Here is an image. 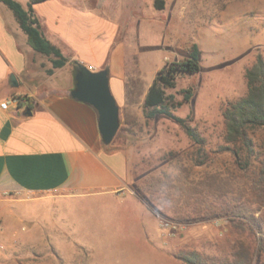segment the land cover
Returning <instances> with one entry per match:
<instances>
[{"label":"rangeland","instance_id":"1","mask_svg":"<svg viewBox=\"0 0 264 264\" xmlns=\"http://www.w3.org/2000/svg\"><path fill=\"white\" fill-rule=\"evenodd\" d=\"M15 1L25 6L24 0ZM121 9L128 24L127 47L138 56L128 58L119 128L107 148L126 153L134 193L125 192L121 201L109 196L13 203L20 194L0 192V264H185L165 257L194 249L230 256L241 244L252 251L253 264H264V251L257 252L252 238L232 231L223 218L182 221L165 203L171 188L138 190L141 183L167 181L179 171L194 182L239 176L231 155L218 149L224 145L222 110L247 93L245 70L257 54L264 58V0H162L161 8L154 0H132ZM193 44L200 51V70L179 77L166 93L180 101L182 91L191 89V99L173 113L204 139L199 166L191 159L198 147L181 126L164 115L148 119L142 106L157 70L166 61L187 57ZM39 58L46 72L49 59ZM48 84L62 89L71 78L62 70ZM111 90L116 97L113 85ZM255 137L264 138V132L257 130ZM205 199L215 204L224 200ZM255 216L264 219V208ZM160 220L175 224L166 235L169 245ZM30 229L38 240L29 237ZM256 231L264 235V227Z\"/></svg>","mask_w":264,"mask_h":264},{"label":"crops","instance_id":"2","mask_svg":"<svg viewBox=\"0 0 264 264\" xmlns=\"http://www.w3.org/2000/svg\"><path fill=\"white\" fill-rule=\"evenodd\" d=\"M131 1L46 0L33 5L43 35L64 56L92 71L108 67L117 104L125 98L128 58L138 56L127 47L128 24L121 9ZM26 39L0 1V103L20 99L6 110L0 108V192L20 194L13 203L109 196L121 201L125 192L134 193L126 153L103 146L96 112L70 96L69 65L45 75L39 58L43 55ZM62 70L71 84L55 89L48 83ZM32 232L27 231L29 237L38 240ZM162 236L169 245L168 236ZM170 255L164 256L169 263L172 258L180 261Z\"/></svg>","mask_w":264,"mask_h":264},{"label":"trees","instance_id":"3","mask_svg":"<svg viewBox=\"0 0 264 264\" xmlns=\"http://www.w3.org/2000/svg\"><path fill=\"white\" fill-rule=\"evenodd\" d=\"M0 1L13 13L20 29L26 35L29 47L49 59L51 67L46 70L47 75H52L56 69L69 65L72 75L71 90L74 70L81 63L69 60L43 35L40 22L34 14L33 5L46 0H28L26 8L15 0ZM161 4L162 0H154L156 7L161 8ZM199 55L198 46L193 44L187 57L166 61L155 73L142 102L144 114L148 119L164 115L177 122L198 147V153L204 144V139L185 118L173 113L174 109L191 99V89L182 91L183 98L180 101H175L173 95L166 93V89L174 88L179 77L194 74L200 70ZM103 69L108 67L104 66ZM244 75L247 93L222 110L225 125L224 145L218 148L219 151H225L231 155L232 162L239 171L236 180L233 182L212 177L201 178L194 182L188 179L189 177L183 171H179L174 178L167 176V181L155 178L141 183L138 190L155 191L162 186L171 188L172 193L169 195L173 197L164 196L165 203L170 206L171 211L178 216L177 218L182 221L184 219L191 221V216L196 220L223 218L235 233L246 232L259 252L264 251V235H257L256 228L264 227V219L255 214L264 208V138L255 137V132L257 130L264 132V58L261 54L256 55L254 62L245 70ZM103 146L108 147L105 144ZM202 157L203 155L199 153L191 156V159L196 161L195 165L199 166L203 164ZM208 196L224 200L220 204H215L213 201H206L205 198ZM252 204H255L254 208H251ZM184 210L190 212L189 217L181 215ZM174 257L185 264H253V253L243 244L230 256L219 257L194 249L177 252Z\"/></svg>","mask_w":264,"mask_h":264},{"label":"water","instance_id":"4","mask_svg":"<svg viewBox=\"0 0 264 264\" xmlns=\"http://www.w3.org/2000/svg\"><path fill=\"white\" fill-rule=\"evenodd\" d=\"M10 80L16 85L14 74L10 75ZM69 94L95 110L101 141L110 144L119 128V107L110 90L108 69L92 71L80 64L74 70Z\"/></svg>","mask_w":264,"mask_h":264},{"label":"built area","instance_id":"5","mask_svg":"<svg viewBox=\"0 0 264 264\" xmlns=\"http://www.w3.org/2000/svg\"><path fill=\"white\" fill-rule=\"evenodd\" d=\"M19 102H20L19 98L12 97V98H9L7 100L2 101L0 103V108H2L3 110H6V109H8L10 104H18ZM215 223L217 225L218 220H216ZM159 225H160V227H162V229L167 231V232H164L166 235H169V231L174 229V227H175L174 223L163 221V220H160ZM0 229H1V223H0Z\"/></svg>","mask_w":264,"mask_h":264}]
</instances>
